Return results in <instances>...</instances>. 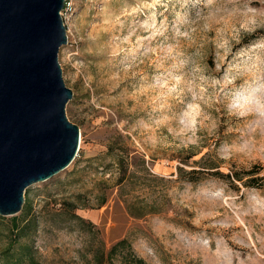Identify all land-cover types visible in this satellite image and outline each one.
<instances>
[{
    "label": "rangeland",
    "instance_id": "obj_1",
    "mask_svg": "<svg viewBox=\"0 0 264 264\" xmlns=\"http://www.w3.org/2000/svg\"><path fill=\"white\" fill-rule=\"evenodd\" d=\"M64 20L81 135L73 162L26 190L35 264H95L124 237L151 264H264V188L199 170L264 173V0H74ZM110 140L136 154L121 184Z\"/></svg>",
    "mask_w": 264,
    "mask_h": 264
},
{
    "label": "water",
    "instance_id": "obj_2",
    "mask_svg": "<svg viewBox=\"0 0 264 264\" xmlns=\"http://www.w3.org/2000/svg\"><path fill=\"white\" fill-rule=\"evenodd\" d=\"M65 0H0V215L19 213L27 188L66 169L81 129L59 51Z\"/></svg>",
    "mask_w": 264,
    "mask_h": 264
},
{
    "label": "trees",
    "instance_id": "obj_3",
    "mask_svg": "<svg viewBox=\"0 0 264 264\" xmlns=\"http://www.w3.org/2000/svg\"><path fill=\"white\" fill-rule=\"evenodd\" d=\"M122 134L120 133L118 137ZM115 143H118L117 140L111 141L108 143V151L113 152L115 155V163L119 171V176L117 178V183L121 184L133 174L134 171H130L129 167L134 163L133 159L135 155H131V150L127 149L125 151L124 146H114ZM204 156L200 158V161L203 160ZM143 161L144 158H142ZM209 168L203 167L199 169L202 171H209L205 169L216 168L213 172H208L217 176H226L233 178L235 180L241 181L246 186L253 187H263L264 188V173L261 172L262 167L259 164H253L249 168L235 169L230 172H224L217 168V166H208ZM211 167V168H210ZM179 171L182 174L185 171L183 166H179ZM107 201V195H105L102 200L99 202V206H102ZM75 205L74 202L67 201L60 208L59 212L63 213L67 206ZM31 204L28 199L25 200L20 214H15L12 216H3L0 215V222L10 219V226L8 227L11 232L12 240L9 242V247L1 252L0 256L4 259H9L10 257H16L17 263H22L28 260L30 264H35V257L33 250L29 243L26 241H21L26 239L33 225L37 222L36 215L30 213ZM131 207V206H129ZM71 209V208H70ZM68 209V210H70ZM74 209V207L72 208ZM74 217L79 221L85 222L88 225H93L92 222L87 221L84 217L74 212ZM133 216H143L144 213H132ZM16 247V248H15ZM120 254L119 264H151L144 257L137 255L131 248V243L128 238H121L117 240L112 246L105 250V248L100 249L94 254L95 264H111L113 263V257Z\"/></svg>",
    "mask_w": 264,
    "mask_h": 264
},
{
    "label": "built area",
    "instance_id": "obj_4",
    "mask_svg": "<svg viewBox=\"0 0 264 264\" xmlns=\"http://www.w3.org/2000/svg\"><path fill=\"white\" fill-rule=\"evenodd\" d=\"M73 2L74 0H65V5L61 11L63 18L67 15L68 10L73 7Z\"/></svg>",
    "mask_w": 264,
    "mask_h": 264
}]
</instances>
